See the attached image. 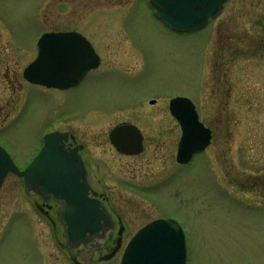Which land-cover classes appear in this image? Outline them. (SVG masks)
Here are the masks:
<instances>
[{"label":"rangeland","instance_id":"374dc122","mask_svg":"<svg viewBox=\"0 0 264 264\" xmlns=\"http://www.w3.org/2000/svg\"><path fill=\"white\" fill-rule=\"evenodd\" d=\"M116 1L0 0V143L24 169L45 130L69 132L84 146L96 188L112 201H137L144 215L100 248L72 249L59 214L40 212L43 201L9 174L0 189V264H120L133 234L161 217L184 229L188 264H264V0H229L188 32L169 28L147 0ZM76 29L105 44L126 37L125 52L136 57L105 59L69 90L28 83L23 71L42 32ZM146 93L157 100L148 110H120ZM176 96L192 99L216 128L187 167L175 161ZM121 123L143 130L139 156H121L110 143Z\"/></svg>","mask_w":264,"mask_h":264},{"label":"water","instance_id":"95a60500","mask_svg":"<svg viewBox=\"0 0 264 264\" xmlns=\"http://www.w3.org/2000/svg\"><path fill=\"white\" fill-rule=\"evenodd\" d=\"M227 1L150 0V4L157 17L170 28L187 32L202 29L209 19L217 18ZM49 43L59 45L51 51ZM88 52L93 53L90 44L78 34H45L40 40L38 60L25 70L24 75L35 84L69 88L96 67V61L90 60ZM51 53L55 55L50 58ZM171 111L183 128L177 160L186 164L194 154L210 145L212 134L200 122L190 99H173ZM132 128L118 127L112 132L113 143L123 153L140 151L136 150L137 146L131 150L128 136L133 133ZM67 140V133L47 135L39 156L23 171L0 146V189L9 172L23 177L27 193L40 194L46 201L54 199L59 204L58 212L68 246L89 247L107 239L114 221L103 204L92 198L84 162L77 148L66 147ZM121 264H188L187 241L182 226L174 219H159L148 224L132 238Z\"/></svg>","mask_w":264,"mask_h":264},{"label":"flooded vegetation","instance_id":"af4514ba","mask_svg":"<svg viewBox=\"0 0 264 264\" xmlns=\"http://www.w3.org/2000/svg\"><path fill=\"white\" fill-rule=\"evenodd\" d=\"M147 1L149 2V0H147ZM110 28L111 27H107L106 29H110ZM45 32H52V33L78 32V33L82 34L89 41L91 47L93 48V50L95 52V56L94 55L93 56L98 59V66L95 69L90 70L81 79V81L77 85H75L74 87H71L69 89H72V88H75V87L80 86L81 84H83L84 82H86L89 79V77H90L91 74H96L99 70H101L105 59H110V60L115 59L116 60L117 57L118 58H129V57L132 58V57H136V55L134 53L125 52L126 49H127V47L129 48V46L131 45V43L129 41H125L127 39L126 37H124L125 39H123L122 41L121 40H118L119 42H117V41L113 40V41H110V42H108V43L105 44V42H95V41H93L92 39L88 38L87 35L84 34L82 31L77 30V29L76 30H50V31H43L42 34L45 33ZM37 42H38V39L35 42V52L36 53H35V56H34L33 59L37 58L38 57V54H39L38 53V43ZM119 50L120 51H124V52L122 54H120V52H118ZM43 88H45V87H43ZM69 89H65V90H69ZM47 90H59V89H47ZM147 95H148V93L142 94V95L136 97L128 105L127 104H124V105L120 106L122 108L120 110H124V111L129 110V112H134V113H138L140 111L144 112L145 110H148L151 106H153V105H155L157 103V100L154 101V102H152L153 99H151ZM114 109H116V106L114 107ZM197 110H198L199 117H200V120H201L202 119V117L200 115L201 113L199 112V109L198 108H197ZM169 111H170V105H169ZM170 113H171V111H170ZM171 116L178 123L179 128H180V131H181V136H182V127H181L180 122L172 115V113H171ZM204 124L206 125V127H208L211 130V133H212V139H211V144H210V146H211L212 145V142H213V140L215 139V136H216V130H215L216 128H215V125L214 124H208V123H205V122H204ZM122 125H133V126L137 127V129L139 130V132H138L139 134H137L135 137H132L133 138L132 139L133 142L135 141L136 144H138V145H139V140H140V144L141 145L139 146V148H140L139 150H141V151H139L138 154L136 153L137 151L135 153H131V154L122 153L113 144V142L111 140V133H112V131H113L114 128H116L118 126H122ZM114 128L110 132L109 140H110V143L112 144L113 148L116 150V152L119 155L125 156V157H137V156H139L145 150L146 136H145L143 130L137 124H135V123H121V124L115 126ZM50 132H62V131L50 130ZM63 133H68V141L66 142V146H68V147H70L72 149L77 148L79 154H81V158H82V160H83V162L85 164L86 170H87V175H88V179H89L90 185L92 186V190H91V196H92V198H95L96 200H99L106 207V209L108 210V212L110 213V215H111V217H112V219L114 221V227L109 232L108 236L109 235L110 236H114L115 233L117 235H119V236H124L127 233V231H129L134 226V224L137 221H139V219L140 220L142 219V216L144 215V213H142V211L137 207L138 202L137 201H134V200H132V202H127V200H125L123 197H121V199H122L121 201H117L116 199L112 201L111 197L107 194L106 191L97 189L96 188L97 186L91 180V177L92 176H91V174H90V172L88 170L87 161H86V159L83 156L84 146L77 144L76 141H75V137L72 134H70L69 132H63ZM181 136H180V139H181ZM133 142H131V145L135 146ZM179 142H180V140H179ZM37 152L39 153V150ZM38 153H36V155ZM36 155H35V157H36ZM175 161H176V156H175ZM176 163H177V161H176ZM189 164L183 165V164L177 163L176 164V167H187ZM101 173L102 172H99L97 174L100 175ZM32 195H34L38 200L41 199V201H43V203L41 204V206H39L40 212H43L45 215H47L49 217H50V215H51L52 212H55L56 211L58 213L59 206H58V204L56 203L55 200L50 199L49 201H46L39 194H32ZM109 203H111L110 206H109ZM128 213L133 216L131 220L127 217V214ZM161 218H166V217H161ZM153 220H156V219H153ZM153 220H151V221H153ZM144 226H142V227H144ZM141 228H139L135 232V234ZM135 234H133V236ZM101 245H102L101 243H96V244H94L93 246H91L89 248H92V247H98V248H100ZM121 249H122V247L120 248V250Z\"/></svg>","mask_w":264,"mask_h":264}]
</instances>
